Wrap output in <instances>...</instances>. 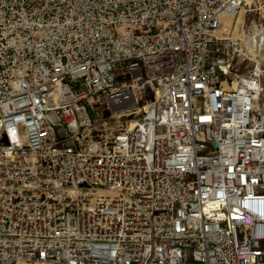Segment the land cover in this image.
Returning a JSON list of instances; mask_svg holds the SVG:
<instances>
[{"label":"built area","instance_id":"2783aa9c","mask_svg":"<svg viewBox=\"0 0 264 264\" xmlns=\"http://www.w3.org/2000/svg\"><path fill=\"white\" fill-rule=\"evenodd\" d=\"M246 2L0 0V264H264Z\"/></svg>","mask_w":264,"mask_h":264},{"label":"bare ground","instance_id":"6f19581e","mask_svg":"<svg viewBox=\"0 0 264 264\" xmlns=\"http://www.w3.org/2000/svg\"><path fill=\"white\" fill-rule=\"evenodd\" d=\"M252 4H253V0H247L246 2V6L243 8L242 10V15L243 12L245 13L247 10V7L250 9L252 8ZM225 24L227 28H234L236 27L235 32H238V29L242 26L243 24V17L241 16L237 21H236V26H235V22L232 21L231 19H225ZM256 37L259 38L258 39V43H257V49H258V55L259 57L262 59V61L264 62V28H260L257 32H256ZM263 98V97H262ZM258 110L260 112H264V103L263 101L258 103Z\"/></svg>","mask_w":264,"mask_h":264},{"label":"rangeland","instance_id":"374dc122","mask_svg":"<svg viewBox=\"0 0 264 264\" xmlns=\"http://www.w3.org/2000/svg\"><path fill=\"white\" fill-rule=\"evenodd\" d=\"M247 10H249L248 7ZM243 16H244V21L246 22L247 25L254 19H259L261 21H264V0H253L251 12H248L246 15ZM262 97L263 98H261L260 102L263 101L264 103V91Z\"/></svg>","mask_w":264,"mask_h":264}]
</instances>
